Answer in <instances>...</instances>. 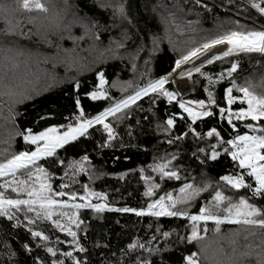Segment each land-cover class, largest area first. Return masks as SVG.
I'll return each instance as SVG.
<instances>
[{
	"label": "trees",
	"instance_id": "trees-1",
	"mask_svg": "<svg viewBox=\"0 0 264 264\" xmlns=\"http://www.w3.org/2000/svg\"><path fill=\"white\" fill-rule=\"evenodd\" d=\"M18 2L0 0V162L24 148L22 138L17 134L19 131L31 128L33 132H39L46 127L59 128L69 123L66 118L78 114L75 112L77 98L82 101V108L87 113L95 115L132 94L148 79L166 75L175 66L176 59L222 30L220 26L231 29L237 24H252L245 0H202L200 5L196 0H118L125 5L127 20L113 18L112 9L103 7L117 0H45L50 9L49 18L34 20L27 19L29 14L17 10ZM169 13L174 14L179 28L169 23L166 31L161 16L167 17ZM6 18L13 24L19 20L20 28L30 33L29 38L22 37L19 31L15 35L7 34ZM53 18L54 22H50ZM80 22L87 23L89 28L93 22H98L99 30L85 33ZM69 24L70 33L65 28ZM122 33H127L128 38L122 41L124 48L116 50L119 54L113 57V52L108 50L110 40H121ZM69 35L83 38L74 43L68 39ZM95 35L100 39H94ZM154 37L159 39V49L152 53ZM111 47L115 49L114 45ZM138 48L140 51L137 53ZM220 68L221 64L214 62V66L205 65L204 71L215 73ZM101 70L105 73V87L112 99L89 101L85 93L94 88L96 73ZM236 75L238 78L249 76L254 90L264 93V61L256 56L242 55ZM77 81L78 89L73 86ZM176 83L182 92L187 90L185 96L193 89V94L186 99L204 97L205 82L198 74L193 75L192 81L185 78ZM224 86L219 85L217 91ZM166 87L172 90L170 85ZM9 91L17 95L9 96ZM21 93L31 96V99L13 104L14 100L21 98ZM151 107L152 110H149L148 98L144 97L131 105L130 110H125L127 115L123 119H106L116 133L112 147H101V132L89 129L91 137H81L59 153L63 165L44 162L56 190L64 182L71 185L68 191L83 194V187L87 185L104 193L111 207L146 208L149 198L143 195V170L151 181L161 185L153 198L164 195L165 191L175 193L184 182H195L201 186L205 181L210 182L207 192L202 193L206 198L218 187L228 193L226 186L219 182V176L233 172L231 159L221 154L216 161L202 164L200 160L204 158V153L194 158L192 153L198 145L209 148L207 138L200 141L188 135L186 141L168 144L160 126L171 112V106L161 101ZM13 111L18 113L14 120ZM216 126L225 139L229 138L228 128L219 123ZM197 130L207 131L208 126H199ZM239 131L243 134L245 129L241 126ZM184 132L187 129L183 128L181 121L168 135H183ZM211 142L215 143L214 140ZM170 153L177 154L173 164L180 169V181H162L149 171L150 165ZM83 156L89 158L88 174L73 176L68 170V162L78 161ZM198 208L199 204L194 203L189 211L196 214ZM79 216L82 223L78 239L85 252H74L73 255L81 264H136L137 259L142 261L145 257L150 264H182V257L191 252L199 253L200 264H264V230L223 225L221 232L215 234L209 224V231L200 233L204 239L189 244L186 239H180L190 230L186 227L187 221L182 219L161 217L157 220L148 216L137 217L134 213L107 210L93 213L88 209L81 210ZM24 219L23 215L19 216L20 221ZM157 225L161 231H168L170 236L165 239L158 234ZM35 227L44 231L52 241L57 237L67 239L63 233L54 232L48 223H37ZM154 234L157 239L147 246L159 249L157 253L149 256L139 249L128 251L127 245L133 240L144 243ZM25 243L29 245L30 252L22 248ZM37 243L38 239L33 242L25 228H13L11 222L0 218V264H34L37 258L44 264H51L52 257L43 248H38ZM50 246L57 247L59 251H71L67 243ZM9 253L14 254L11 262ZM241 253L248 255L241 256ZM56 258L59 259V252ZM67 264L71 262L67 261Z\"/></svg>",
	"mask_w": 264,
	"mask_h": 264
},
{
	"label": "snow or ice",
	"instance_id": "snow-or-ice-1",
	"mask_svg": "<svg viewBox=\"0 0 264 264\" xmlns=\"http://www.w3.org/2000/svg\"><path fill=\"white\" fill-rule=\"evenodd\" d=\"M196 2L200 5L202 0H196ZM103 7L112 9L113 18L128 19L125 5L118 0L115 3L105 4ZM155 7H163V5ZM245 7L250 10L248 19L252 20L251 25L237 24L236 28L231 29L220 26L222 30L198 46L191 47L186 54L176 59L175 66L166 75L148 79L143 86H137L132 94L110 104L97 114L87 113L82 108V101L77 98L75 112L78 114L67 117L69 123L66 125L59 128L46 127L39 132H33L31 128L19 131L17 134L21 136L24 148L0 162V218L11 222L13 228H25L33 242L38 239L39 243L36 246L43 248L52 257L51 264H67V261L71 264H81L73 253L85 252V248L78 239V231L82 223L79 213L83 209L93 213H102L105 210L134 213L137 217L148 216L157 220L161 217L182 219L187 221L186 227L190 230L180 239H186L189 244L202 241L204 236L200 233L209 231V224L212 225L211 230L215 234L221 232L223 225L264 230V93H257L254 90L249 76L238 78L236 75L239 70L240 56H256L258 60L264 61V0H245ZM17 10L29 14L27 16L29 20L47 19L50 11L45 0H19ZM54 20L55 18L50 22ZM161 22L165 25L166 31L169 23L179 28L172 13H169L167 17L161 16ZM5 23L7 34L15 35L19 31L22 37L29 38L30 33L20 28L19 20L13 24L6 18ZM189 23L192 22L189 21ZM55 26L60 27L58 23ZM80 27L85 33L99 30L98 22H93L91 28L87 23L80 22ZM65 28L70 33L71 24L66 25ZM82 38L68 36V39L73 40L74 43ZM127 38V33H122L121 40H110L108 50L113 52V57L119 54L116 50L124 48L122 41ZM94 39L99 40L100 37L95 35ZM111 45H114L115 49ZM158 49L159 39L154 37L151 52L155 53ZM139 51L138 48L137 53ZM201 57L204 59L197 66L194 61ZM135 58L136 56L133 55L132 59L135 60ZM214 62L221 64L218 72L204 71L205 65L214 66ZM185 64H192V67L185 70L182 68ZM224 65L228 66L224 67ZM194 73L205 82L204 97L186 99L184 93L187 90L184 89L182 92L180 85L176 82L185 78L191 81ZM95 79L94 88L85 93L86 99L93 102L111 100L112 97L108 95L105 87L107 81L104 71L97 72ZM170 84L175 85L172 90L166 87ZM221 84L225 86L217 91ZM73 86L78 89L79 82L77 81ZM7 94L17 95L11 91ZM19 95L21 98L14 100L13 104L21 103L24 99H31V96H25L22 93ZM77 97H79L78 92ZM144 97L148 98L149 110H152L151 106L161 101L171 106V112L163 121V126H160L168 144H174L180 140L186 141L188 135L200 141H205L207 138L209 148L198 145L192 153L194 158H199L198 154L204 153V158L200 160L202 164L207 161H216L221 154L231 159L233 172L219 176V182L226 186L230 194L218 187L213 190L210 197L206 198L202 196V193L207 192L210 182L205 181L202 186L195 182H184L175 193L165 191L164 195L153 198L161 185L151 181L143 170H141V179L145 181L143 195L149 198L146 208L111 207L104 193L94 191L87 185L83 187V194L75 190L68 191L71 185L64 182H61L58 186L59 190H56L51 183L50 172L44 167V162L63 165L64 161L59 157L57 150L65 149L81 137H91L92 133L89 129L101 132L103 141L101 147H112L116 133L106 119L108 117L123 119L127 115L125 110H130L131 105ZM237 104L239 106L235 107ZM17 114L12 112L13 120ZM181 121L187 132L183 135L169 136L174 126ZM217 123L229 129V138H224L216 126ZM97 125L100 127L96 128ZM202 125H207L208 130L198 131L197 127ZM241 126L245 129L243 134L239 131ZM212 140L215 143H212ZM176 160L177 154L170 153L150 165L149 171L158 175L162 181H180V169L173 164ZM88 163L89 158L83 156L78 161H69L68 170L73 173V176L80 173L88 174ZM65 174L67 175V170ZM94 200L96 202H93ZM194 203L199 204L196 214L189 211ZM20 215L25 218L23 222L19 220ZM37 223H48L54 232L63 233L67 239L62 240L57 237L55 241L50 240L44 231L35 227ZM157 233L165 239L170 236L168 231H161L159 225H157ZM156 239L157 235L154 234L144 243L133 240L127 245V249L129 252L139 249L151 256L160 251L147 246ZM65 243L71 251H59L57 247L50 246ZM22 248L27 252L31 251L27 243L23 244ZM58 252L59 259L56 258ZM245 255L248 253H241V256ZM13 256V253H9L10 262ZM34 264H44V262L37 258ZM136 264H150V261L145 257L142 261L137 259ZM182 264H200L199 253L191 252L184 255Z\"/></svg>",
	"mask_w": 264,
	"mask_h": 264
},
{
	"label": "rangeland",
	"instance_id": "rangeland-1",
	"mask_svg": "<svg viewBox=\"0 0 264 264\" xmlns=\"http://www.w3.org/2000/svg\"><path fill=\"white\" fill-rule=\"evenodd\" d=\"M203 59H204V57H201L199 60L194 61V63H195L197 66H199L200 63H201V61H202ZM190 67H192V64H185V65H182V68L185 69V70H186L187 68H190ZM194 74H195V73H194ZM194 74H193V75H194ZM174 75H175V74H174ZM191 81H192V80H191ZM170 86L172 87V89L174 88L171 84H170ZM191 88H192V85H191ZM191 94H193V89H192V90H191V91L185 96V98H186L187 96L191 95ZM136 102H137V101H136ZM108 118H109V117H108ZM108 118H107V119H108ZM91 132H92V131H91ZM86 137H87V136H86ZM83 138H85V137H83ZM83 138H82V139H83ZM80 140H81V139H80ZM78 141H79V140H78ZM78 141H77V142H78ZM74 143H76V142H74ZM74 143H73V144H74ZM71 145H72V144H71ZM69 146H70V145H69ZM69 146H67V147H69ZM67 147H66V148H67ZM63 150H64V149L58 151V153H60V152L63 151Z\"/></svg>",
	"mask_w": 264,
	"mask_h": 264
}]
</instances>
